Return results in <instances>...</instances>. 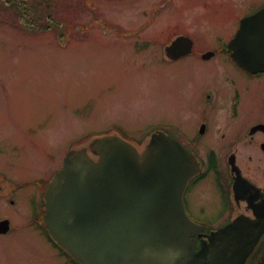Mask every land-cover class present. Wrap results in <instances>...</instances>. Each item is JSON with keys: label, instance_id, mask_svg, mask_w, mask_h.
<instances>
[{"label": "rangeland", "instance_id": "374dc122", "mask_svg": "<svg viewBox=\"0 0 264 264\" xmlns=\"http://www.w3.org/2000/svg\"><path fill=\"white\" fill-rule=\"evenodd\" d=\"M46 1L56 24L50 28L42 20L33 33L0 5V180L49 177L70 148L88 146L91 137L85 136L91 133L115 126L141 142L170 126L182 140L193 137L205 116L210 125L199 140V155L217 148L219 172L230 179L226 160L235 155L240 173L264 189V153L246 141L249 127L264 123V76L245 77L223 54L209 62H167L162 47L176 33L191 38L197 54L220 50L239 19L264 0ZM223 74L238 83L242 95L239 118L232 121L231 89ZM208 92L219 103L215 109L202 104ZM37 189L16 192L15 206L0 194V221L8 219L13 227L10 235H0V264H71L30 223ZM192 193V216L209 229L238 214L218 217L222 190L211 175ZM262 241L250 264L264 259Z\"/></svg>", "mask_w": 264, "mask_h": 264}, {"label": "water", "instance_id": "95a60500", "mask_svg": "<svg viewBox=\"0 0 264 264\" xmlns=\"http://www.w3.org/2000/svg\"><path fill=\"white\" fill-rule=\"evenodd\" d=\"M191 48L179 37L166 52L178 58ZM229 49L242 68L264 72V8L241 20ZM90 150L97 161L83 150L70 152L45 194L49 234L79 264H245L264 234L262 203L253 208L254 220L238 217L197 250L192 237L203 227L186 216L182 203L197 164L163 133L142 154L115 136L94 140ZM232 170L237 194L245 180ZM6 228L1 222L0 232Z\"/></svg>", "mask_w": 264, "mask_h": 264}, {"label": "flooded vegetation", "instance_id": "af4514ba", "mask_svg": "<svg viewBox=\"0 0 264 264\" xmlns=\"http://www.w3.org/2000/svg\"><path fill=\"white\" fill-rule=\"evenodd\" d=\"M133 34H135V33H133ZM205 53L197 54V51H195L194 47H193L190 54H188L186 56L178 57L175 60H171V59L166 58V61L167 62H176V61H179L182 59L196 57L198 60H201L202 62H209L215 58H218L222 54L226 56L227 51L222 49V52H218L216 49V51L213 52L214 56L207 58V59L203 58V55ZM226 57L229 59V62H231V60L229 58L230 57L229 54H227ZM231 63L233 64L235 70L237 72H240L245 77H248L250 79H257V78H254V77H257V75H251V74L243 71L235 63H233V62H231ZM223 76H224L225 82L228 84V86L231 89L230 96L228 97V99H229V101H228L229 110L228 111L230 114V116H228V120L232 121V120H236L237 118H239L238 109L240 107L242 95H241L240 88L237 85L238 83L226 74H223ZM213 96L214 95L209 93V92L204 93L202 104H205L207 106V108L215 109L217 106H219V103L215 102L216 99ZM223 103H225V102H223ZM207 108H206V111H207ZM204 110H205V108H204ZM202 114H204V113H202ZM198 124L199 125L197 126L196 133L193 135V137L180 136L182 138V140H180L179 138H177V139L179 141H181L184 144V146L197 157L198 161L200 162L201 168H203V167L207 168L209 166H213V164H214V166H216V168H220V164L217 160V154H216L217 148H213V147L207 148L208 151H206V153H205V158H202L198 154L199 140L207 135L210 122H207V119L205 118V116H203V117H200ZM258 124H264V123H257L255 125L250 126L248 135L246 136L247 137L246 141H247V143H249V145H254V146L258 147L261 150V152L264 153V131H256L253 134L250 131L254 126H256ZM171 130H172V128L170 126H168L164 130H160V131H163L166 134H170L171 136L175 137L173 135V133H170ZM157 131H159V130H157ZM157 131H155V132H157ZM219 132H220L219 129L214 131V133L216 135H218ZM255 138H256V140H255ZM235 150H236L235 148H230V151H235ZM230 156L226 160V163L229 167H230ZM233 157H234V162L236 164L235 155H233ZM214 160H215V163H213ZM229 171H230L231 179H232L231 185H230L231 186L230 189L232 191V185L234 182V175L232 174L230 168H229ZM200 175L198 177L192 179L188 183L186 190H185V193H184V197H183L185 211L190 216H192L191 206H190L191 205V196H193L192 190L194 189V187H196L198 185V183L200 181H202L204 179V178L200 177ZM51 177H52L51 175L49 177H45V175H44L45 179L41 180L39 178H35L32 181L22 182V183H18L17 181L8 180L6 178H4V179L1 178V180H0V194L2 195L3 199H5L6 203H9L10 205L15 206L16 201L14 198H15L16 192L20 191L21 189H23L25 187H29V186H33V187L38 188L37 189V196H36L35 200H33V202H32L33 209H34V215H33V219L30 221V223H33V224L37 223V225H39L41 230L44 231V235H45L47 241L53 246V248H55L59 252L60 256L62 257V256H64V252L59 247H57L55 244L52 243V241L50 240L48 233L44 227V224H43V215H44V206H45V204L43 202V196H44V192H45V189L47 187V184L50 181ZM260 190L262 191V195L258 191H252V192L248 191L247 193H244V194L242 193L241 194L242 198H240L239 200H235L234 197L231 198L232 196L231 197L229 196V198H228V196L224 192H222L221 194L219 193V196H221V197H219L220 198V207L217 208V210H218L217 215L226 216V217L229 215H232L233 213H238V215H242V214L252 215V208H256L257 206L264 203V189H260ZM262 196H263V200H262ZM241 204H243V207L241 206ZM195 205H197V201L195 202ZM199 212L202 214H205V213H203L204 210L202 208L199 209ZM2 220H6V219H2ZM230 221H231V219L228 220L227 223H225L223 226L229 224ZM9 223H10V221H9ZM9 225L10 226L8 228H6L5 230L1 229L0 235H10L13 232L12 231L13 227H12L11 223ZM25 227H31V226L25 225ZM219 227H222V226H219ZM215 230L216 229L210 230L208 232H205V234L208 235L211 231H215ZM200 240H203V238L202 239L196 238V242L198 245L200 243ZM67 261L70 262L71 264H75L70 259L69 260L67 259Z\"/></svg>", "mask_w": 264, "mask_h": 264}, {"label": "trees", "instance_id": "16d2710c", "mask_svg": "<svg viewBox=\"0 0 264 264\" xmlns=\"http://www.w3.org/2000/svg\"><path fill=\"white\" fill-rule=\"evenodd\" d=\"M0 5L3 9L14 12L27 32L33 33L37 30L42 20H46L50 28L56 24L50 10L52 5L46 0H0ZM260 264H264V259Z\"/></svg>", "mask_w": 264, "mask_h": 264}]
</instances>
